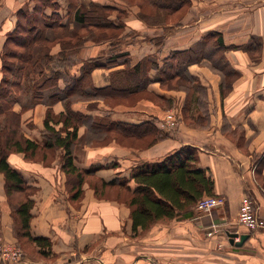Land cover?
<instances>
[{
    "label": "crops",
    "instance_id": "1",
    "mask_svg": "<svg viewBox=\"0 0 264 264\" xmlns=\"http://www.w3.org/2000/svg\"><path fill=\"white\" fill-rule=\"evenodd\" d=\"M14 1L20 2H9L14 5ZM21 1L18 8L28 0ZM192 9L181 27L176 28L183 30V34L178 37L181 47L175 51L187 50L210 31L222 33L228 45H243L250 35L264 38V0H193ZM201 9L205 10L201 12L204 14L194 17L193 14L200 13ZM5 17L0 15V28L3 25L0 30V52L6 39L4 34L9 29H15V19L10 18L13 22L6 24ZM253 20L257 23L256 29L249 27ZM174 30L165 33L168 37L167 47L170 33H175ZM149 36L153 38L155 35ZM152 48L126 47L123 42L120 51H128L132 62L134 60L137 64L143 59L144 53L149 54ZM227 57L242 75L224 102L219 94L217 76L197 65L189 69L192 75L201 79L205 87L211 89L210 111L206 113L210 127L191 129L182 126L171 138L139 152V157L114 147L103 151L86 148L84 155H75V166L82 170H90L93 165L118 164L117 169L108 167L97 172V176L105 182L117 179L129 181L136 167L159 162L183 148L193 147L199 151L196 166L211 174L215 183L214 193L223 197L226 204L215 209L211 216L196 211L191 218L161 220L146 231L141 228L135 231L128 212L111 205L101 209L103 219L100 222L89 218L90 213H82V219L77 220L78 212L68 201L67 176L61 166L56 162L51 166L27 162L23 154H16L9 158L10 165L22 174L30 186L37 189L32 198L35 205L31 234L34 238H45L52 243L51 249L36 245L42 258L39 261L29 258L24 251L27 260L21 264H264V229L249 233L238 224L240 205L245 196L253 200L257 215L264 219V186L258 183L254 163L256 155L264 154V47L262 62L257 65H253L246 52L241 50H232L227 53ZM108 74L105 70L95 71L94 83L98 87H107ZM150 89L167 101L176 96L162 91L158 83ZM181 99L177 98L178 101ZM54 109L56 112L62 110L60 106ZM45 111V107L38 106L35 113H31L36 124L43 123L41 120ZM105 111L85 112L89 116L100 115L115 122L135 125L147 121L123 112ZM27 118H30V114L25 115L23 121L26 122ZM227 127L243 130L247 142L245 149L225 134ZM23 129L29 139L41 144L44 142L39 128L31 129L26 122ZM83 132L81 130L80 134ZM129 185L136 187L133 180ZM90 201L100 206L92 196ZM14 206L6 195L5 177L1 176L0 242L8 245L20 243L16 235ZM212 224L219 226L218 232L209 236L213 231ZM229 234L239 235L236 241L242 234H248L249 239L243 246L237 247L231 244ZM42 251L46 253L42 254ZM0 264L14 263L0 259Z\"/></svg>",
    "mask_w": 264,
    "mask_h": 264
},
{
    "label": "trees",
    "instance_id": "2",
    "mask_svg": "<svg viewBox=\"0 0 264 264\" xmlns=\"http://www.w3.org/2000/svg\"><path fill=\"white\" fill-rule=\"evenodd\" d=\"M68 1L64 7L58 0H34L33 7L19 9L17 25L13 31L7 34L0 72L2 73L0 77V175L5 177V191L9 202L15 205L13 208L17 237H26L44 249H51V241L45 238H34L31 234L34 207L32 198L37 189L30 186L22 174L10 165L9 157L12 154L20 153L34 155L41 147L45 149L61 148L65 151L63 171L67 175L79 177L78 187H81V174L94 175L93 173L98 170L118 167L116 163L96 165L90 170H82L75 166L74 146L78 143V131L80 126L86 124L91 118L81 109H72L71 102H67V99L76 95L83 97L110 96L111 91L119 89L126 90L128 94H136L151 83L163 84L174 77L179 80L185 79L187 83L193 80L194 86L192 85L191 89L202 92L205 87L199 77L190 73V65L206 59L212 63L213 69L223 72L229 77L234 74V71L232 70L233 65L225 56L227 52L232 50L263 51L261 38L252 37L251 39L254 40L244 45H228L222 33L210 31L198 41V49L176 51L167 58H163V56L160 58L158 56L145 57L133 65L132 71L123 70L115 73L112 76L113 83L109 87H98L92 80L93 72L96 69L119 65L131 66L130 53L120 50L123 42L127 47L131 42H134L135 37L130 36L128 40V37L124 36L125 39L122 38L118 42L117 37L120 36V31L123 29L120 25L108 22L105 16V13L114 10L115 6L89 1L87 6L82 4V7L89 8L87 12L77 9L73 15L72 10L76 5L70 0ZM152 1V4L160 10L178 13L188 4L189 0ZM67 6L68 12L65 9ZM63 9L66 10V15H63ZM94 28L111 29L115 32L109 38L115 37L116 39L110 42V49L107 53L103 51L85 57L81 47L83 40L77 41L79 32L74 30ZM58 31L66 32L65 36H59ZM93 33L97 35L96 32ZM163 38L164 36H159L150 40L157 41V39ZM51 43L52 46H46ZM57 44L60 46L55 47ZM251 44L255 45L254 48ZM11 46L23 48L24 51L11 48ZM219 52L222 53L216 60L213 53ZM186 58L191 60L186 61ZM163 60L164 63H162ZM115 78L119 83L122 80L124 87H119L120 85L114 82ZM59 101H66L67 106V113L61 116L62 119L58 123L62 124V129L55 127L57 125L52 118V112L49 111L45 120V130L48 133L45 144L40 146L25 138L20 114L13 111V107L20 104L23 110H30L39 104L52 107ZM193 102L201 104V96H196ZM193 106L192 104L187 107L186 120L202 125L205 123L203 121H207L208 118L200 113L195 114L193 110L196 111L197 107ZM91 128L104 133V135L116 131L123 134L151 136L154 138L151 146L169 136L152 121L141 125L115 121L96 122ZM225 134L240 148L245 149L247 142L241 128L233 130L227 127ZM198 160L199 151L193 147H186L168 155L159 162L136 167L132 170L129 181L117 179L103 182V185L120 186L130 193L131 199L127 204L131 209L134 230L137 231L141 228L146 231L161 220L191 218L196 212V205L199 201L206 197L217 196L214 193L215 183L211 174L196 166ZM254 163L258 183L264 186V154L263 156L256 155ZM131 180L135 182V188L129 185ZM13 192L22 193L26 198L25 203L13 202L11 199ZM78 192L80 194V189ZM45 253L46 251H42V254Z\"/></svg>",
    "mask_w": 264,
    "mask_h": 264
},
{
    "label": "rangeland",
    "instance_id": "3",
    "mask_svg": "<svg viewBox=\"0 0 264 264\" xmlns=\"http://www.w3.org/2000/svg\"><path fill=\"white\" fill-rule=\"evenodd\" d=\"M9 1L10 0H0V15L6 16L4 18L5 20L4 22L6 24L7 23L9 24L12 18L15 19L16 21L15 23L13 21L11 22H13V24H15L14 26L16 27L17 22H18L17 14H18L19 9L23 7L31 8L35 5V3H34V0H28L25 5L23 4L24 6L22 5L21 7L18 8V6L22 2L21 0L20 2L14 1V5H12ZM66 1L58 0V2L62 3L64 7L66 6ZM89 1H96L98 3L105 4V5L111 4L116 7L114 10H111L110 12L105 13V16L108 22H112V24L114 25H120L121 28L123 29V31L122 30L120 31V36L117 37L118 42L124 36L125 38L132 36V37H135L134 42H131V44L128 43L129 45L127 47H136L139 49L144 48V47H151V48L153 47L152 48L153 50H151L149 54L144 53L145 55L143 59L148 56H155V57L158 56L159 58L163 56V58H167L172 53L176 52L175 50H178L176 48L181 47L180 42H178V37L182 36L183 34L182 33L183 30L176 29V28L178 26L181 27V24L184 22L185 17H187L190 14L189 12L193 10L192 9L193 0H189L188 4L185 7H183L178 13H169L167 10H160L152 4L153 3L152 0H70V2H73L76 5L74 9L72 10V14L74 15L77 9H79L81 12L82 11L87 12L89 8L82 7V4H85V6H87L90 3ZM65 9L68 12V6ZM65 9H63L62 11L63 15L67 14ZM204 11L205 10L201 9L200 13H196V14L194 13L193 15L194 17H197L200 14H204V13H201ZM93 18L96 20L95 17ZM4 22H2V24H4ZM2 27L3 25H1L0 30L2 29ZM249 27H251L252 29H256L257 27L256 21L253 20ZM170 29H173V30L175 29L174 30L175 33L174 32L170 33L171 38L169 39V42H168L169 47H167L166 40L168 37L165 36V33L168 32ZM74 31L79 32L78 38H76L77 41L80 39L83 40L81 47L83 49V52L85 53V57L92 56L93 52H97V54H99L104 51V53H107L108 50L110 49V42L116 39L115 37L109 38L115 32L111 29L101 30L99 28L97 29L94 28L90 30L84 29L80 31L75 29ZM10 32L11 31L9 29L6 33L8 34ZM93 32H96L97 35H95ZM57 33L59 36H65L66 34V32H62V31H58ZM7 34H4L6 39L2 47V50L0 52V72H1L2 64H3V53L6 48ZM151 34L155 35L154 37H159V36H162L160 34H163L164 38L161 40L157 39V41H151L150 39L152 37L149 36ZM195 34H197V32H195ZM252 37L261 38L262 46L264 47V38L258 35H253V36L250 35V37H247V40L243 43L248 44L252 42V40H254V39H251ZM52 45L53 44L51 43V44H47L46 46L50 47ZM59 46L60 45L57 44L55 47H59ZM251 46L254 48L255 45L251 44ZM11 48L24 51L23 48H18L16 46L14 47L11 46ZM166 48H169V49L167 50ZM191 48L198 49L199 48L198 42L194 43L187 50H190ZM241 51L246 52V54L248 55L253 65H257L262 62L263 51L262 52H259L258 50H254L255 52H247L245 50H241ZM221 53L222 52L213 53L216 56V60H218L217 57L220 56ZM225 56L227 57V54H225ZM137 59L139 60L140 58L137 57ZM189 60L191 59L186 58V61H189ZM162 63H164V60L162 61ZM133 65H135L134 60L133 62H131L130 67L125 66V65H119L116 67L105 68V69L99 68V69H96L95 71L105 70L109 73L107 76V80H109V85L107 87H109L113 83L112 76L115 73L123 71V70L132 71ZM161 65H164V64H161ZM194 65L209 69L214 74V76H217L219 78L218 88H219V94H220L221 100L223 102L226 99V97L232 92L233 85L239 80V78L242 75L241 72L238 71L233 66L232 70L234 71V74L227 77L223 72L221 73L213 69L212 63L206 59L190 65L189 69L191 66H194ZM119 67H122V68L118 69ZM204 75L205 74H203V76ZM1 76H2V73H0V77ZM116 78L114 79V82H116L117 85H120L119 87H124L123 86L124 82L121 80V82L119 83L116 81ZM92 80H93V75H92ZM153 84L152 83L149 84L148 86H146L145 89H143L142 91L136 94H128L126 90H122V89H119L118 91L110 90L111 91V93H109L110 96L103 95L101 97L100 96L83 97L82 95H76L70 99H67L68 100L67 102H71L72 109L78 108V109H82L84 112L86 110L90 112H97V113L98 111H104V110H106L105 113H107V111L112 112V113L116 111V112H123V113H127L133 116H137V118L146 119L147 121H152L156 124V126L161 131L169 135L168 138L166 139L171 138V136H173V133L175 132L177 133L182 126H185L191 129H204L205 127L211 126V123L207 122L208 120L203 121L205 123H202V125H199V124H194L191 121H187L185 117V113L188 111L187 107L193 104L194 105L193 107H197L196 111H198L196 112L193 110V112L195 114L200 113L207 118L206 113L210 111V105H211L210 100H209V97L211 95V89L209 87L204 86L205 89L201 92V90L199 91V90L191 89V87L194 86L193 80H191L190 83H187L185 79L179 80L178 78L174 77L173 79L166 81L163 84L158 83L159 88L162 91L171 93L172 96L176 95L175 97L173 96L172 99H169L170 101H167L161 98L159 94H156L153 91H151L150 87ZM196 96H201V104H197L193 102ZM177 98H183V99L178 101ZM65 102L66 101H59L52 107L39 104L34 109H30V110H23L20 104H16L13 107V111L20 114L22 129L25 126L26 122L29 128L31 129L39 128L40 129L41 136L44 142L42 144L36 141L34 142H36L40 146H43L45 144V141L48 135V133H46V130H45V120L47 118V115L49 111H51L52 118L55 120V124L57 125L55 127L57 129H62V124H58V123H60L62 119L61 116L67 113V106ZM38 106H43L46 108L43 120H41L43 121V123L41 124L39 123L40 125H42L41 127L39 126V124L35 123L34 117L32 115L35 113ZM56 106H60L62 110L60 112H56V110L54 109ZM27 114H30V118H27V121L25 122L23 121L25 120L23 118ZM37 118L39 119L40 117H37ZM90 118L91 119H89L86 122V124H84L83 126H80L79 128L78 143L74 146V155H84L86 148H92L96 151H103L105 150V148L114 147V148L126 150L127 152L130 153L129 155H136L137 157H139V152L149 150L153 146L164 141L162 140V141L156 142L154 145L151 146L152 141H154L153 140L154 138H152L151 136H146V135L137 136V135L128 134V133L123 134V133L116 132V131H113V132L108 133L107 135H104V133L95 131L94 129H92L91 126L96 122L108 123L112 120L104 118L100 115H93V116H90ZM81 130H84L82 134H80ZM23 133H24V129H23ZM24 137L29 139L26 135ZM20 154L24 155V158L27 162H40L46 166H51L52 164L56 162L58 165L61 166L62 172H64L63 171V157L65 156V151L61 148L45 149L41 147L34 153V155H30V154L25 155L24 153H20ZM13 155H16V154H12L11 156ZM94 166L96 165H93L91 168H93ZM98 171L94 172L93 173L94 175L92 174L88 175L84 173L81 174L80 176V179H82L81 187H78L79 177L77 175H70V174L67 175L64 172L67 176L66 189H67L68 201L71 204L72 208L75 209L76 212H78L77 214L78 218L76 219L77 220L82 219L81 217L82 213L84 214L90 213L91 215L89 214V218L91 219L93 218L97 222H100L101 218L103 219V216H101V213H102L101 209L103 207H107L108 205L117 207L116 209H125V211L128 212V215L130 218L131 209L129 205L127 204V202L131 199L130 193H128L127 190H125L123 187H120V186L103 185L104 184L103 182L105 181L97 176ZM1 176H4V175H0V177ZM79 189L81 191L80 194L78 192ZM90 196H92L94 199V202L98 203L100 206H95L94 203H91ZM11 199L13 200V202L17 204H23L26 201L25 196L22 193H18V192H13L11 194ZM205 204L206 203H202L201 201H199V203L196 205V208L197 206L204 207ZM19 240H20L19 245H8L5 242H0V245L1 244L2 246L6 245V247L8 248L10 246H15L16 250L19 249L20 251H22L24 255L18 264L23 263L25 259L27 260V255H25L24 251H26L29 255V258H32L33 260L35 259L39 261V259H42L41 255L37 251L36 244L29 241L26 237H23V238L20 237ZM0 259L7 261L6 259H4L1 252H0Z\"/></svg>",
    "mask_w": 264,
    "mask_h": 264
},
{
    "label": "built area",
    "instance_id": "4",
    "mask_svg": "<svg viewBox=\"0 0 264 264\" xmlns=\"http://www.w3.org/2000/svg\"><path fill=\"white\" fill-rule=\"evenodd\" d=\"M202 203H206L204 207L197 206L196 211L200 214L212 215L213 211L217 208H221L226 204V200L223 197H206L201 200ZM238 224L244 227L249 233H257L264 229V219L259 217L255 211V203L253 200L245 196L240 205V211L238 216ZM213 231L209 233V236L218 232V225L212 224ZM230 235V234H229ZM0 252L4 259L14 264L19 263L23 257L22 251L15 249V246L9 248L0 245Z\"/></svg>",
    "mask_w": 264,
    "mask_h": 264
},
{
    "label": "water",
    "instance_id": "5",
    "mask_svg": "<svg viewBox=\"0 0 264 264\" xmlns=\"http://www.w3.org/2000/svg\"><path fill=\"white\" fill-rule=\"evenodd\" d=\"M239 235L237 234H230L229 237H230V242L231 244L237 246V247H241L245 244V242L249 239V235L248 234H242L239 238V241H236V238L238 237Z\"/></svg>",
    "mask_w": 264,
    "mask_h": 264
}]
</instances>
